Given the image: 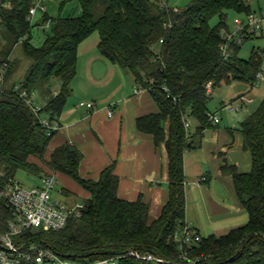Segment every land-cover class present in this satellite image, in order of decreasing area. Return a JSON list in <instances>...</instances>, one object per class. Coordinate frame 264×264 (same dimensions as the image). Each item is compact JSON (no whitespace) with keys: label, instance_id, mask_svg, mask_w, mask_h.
I'll return each instance as SVG.
<instances>
[{"label":"trees","instance_id":"16d2710c","mask_svg":"<svg viewBox=\"0 0 264 264\" xmlns=\"http://www.w3.org/2000/svg\"><path fill=\"white\" fill-rule=\"evenodd\" d=\"M39 1L0 0V29L14 46L21 45L31 61L23 80L13 83L17 61L10 60L9 54L0 60V67L7 64L0 83V250L1 237L13 219L5 193L23 170L37 178L67 176L88 198L81 218L71 219L57 232L26 231L13 238L18 247L36 245L81 262L137 250L158 256L164 264H264V99L235 129L250 154L251 171L242 173L227 164L222 167L232 176L249 223L224 236L201 237L186 222L184 154L199 148L205 131L220 124L210 121L217 113L209 109L212 93L207 92V84L212 83V90L232 82L253 87L259 75H264L263 49L254 48L248 59L240 55L242 45L256 34L244 31L241 42L229 38L234 32L228 25L229 13L245 19L255 12L250 2L192 0L177 9L161 0H64L62 4L78 2L81 15L51 17L46 12L33 25L30 11ZM214 18L219 20L216 26L211 25ZM48 22L52 33L42 46L35 47L33 28ZM94 33L100 36V54L131 74L159 109L136 121L137 130L151 136L157 147L164 146L168 156L169 197L154 220L142 197L133 202L119 197L114 163L98 180H90L80 175L84 155L77 146L65 143L48 153L59 131L49 135L43 121L61 126L60 117L77 77L79 46ZM53 80L58 83L56 92ZM36 96L46 102L39 105ZM184 117L191 119L189 131ZM44 167L50 172L45 173ZM185 229L192 235L188 241ZM124 264L148 263L128 260Z\"/></svg>","mask_w":264,"mask_h":264},{"label":"crops","instance_id":"0c3cea01","mask_svg":"<svg viewBox=\"0 0 264 264\" xmlns=\"http://www.w3.org/2000/svg\"><path fill=\"white\" fill-rule=\"evenodd\" d=\"M74 13L63 18L80 16L79 4ZM259 37H264V28ZM99 43L100 36L94 33L79 46L77 77L72 83V95L76 97L72 102L68 100L60 117V130L51 152L65 143L77 146L84 155L80 175L90 180H98L102 171L114 163L119 197L131 202L142 197L150 205V218L154 220L169 197L168 156L164 146L157 147L151 136L137 130L136 121L159 109L147 91H140L132 75L100 54ZM240 96L245 95L236 99ZM36 98L39 105L46 102V98ZM80 102H93L96 108H80ZM109 108L113 109L112 116ZM219 125L205 131L199 148L184 154L186 222L201 237L224 236L249 223L232 176L222 167L227 164L248 173L251 157L243 148L241 134L235 131L238 124L230 128ZM43 169L50 172L47 167Z\"/></svg>","mask_w":264,"mask_h":264},{"label":"built area","instance_id":"2783aa9c","mask_svg":"<svg viewBox=\"0 0 264 264\" xmlns=\"http://www.w3.org/2000/svg\"><path fill=\"white\" fill-rule=\"evenodd\" d=\"M246 1L251 2L252 0ZM175 11H177V9H175ZM38 12L41 13V16L47 12V8L42 5L41 1L30 11L32 24ZM263 25L264 10L251 13L247 15L245 19L235 18V30L233 34L229 35V38H236L238 42H241L243 39L240 34L244 31L261 35L263 32ZM51 26V22H48L41 28L43 30H48ZM222 50L225 58H227V47L223 46ZM6 68V63L0 67V83L3 82ZM259 78L261 79L262 75H259ZM206 89L209 94L213 92L211 82L207 84ZM16 90H18V87ZM138 91L139 90H136L135 93ZM140 91L146 90L140 88ZM22 96H27L26 92H23ZM238 101L249 103L252 100H248L247 97H242ZM78 107L94 110L96 104L93 102H80ZM225 107L231 112L237 110V108L232 106V103L227 104ZM108 112L109 116L113 115L112 108H109ZM210 121L214 124H219L221 118L216 114L210 116ZM183 123L185 129L189 131L192 126L191 119L184 117ZM43 125L48 129L49 135H51L52 132H58L60 130L58 123H50L48 120H44ZM35 181V184L30 188L24 187L16 181L9 185L6 190L5 196L7 199V206L12 212L13 219L9 223L8 232L1 237L2 249L0 250V264H124L128 260L148 264L165 263V260L152 253H141L137 250H129L100 260L81 262L74 259L63 258L51 250L42 249L36 245H31L27 248L16 246L13 242V238L26 231L57 232L64 229L71 219H78L83 215V210L85 208L83 202L68 203L54 200L53 193L58 185L55 176H43L37 178ZM58 193L61 195V191ZM184 235L187 241L192 236L191 232L187 229H185ZM195 240L199 241L200 238L196 236Z\"/></svg>","mask_w":264,"mask_h":264},{"label":"rangeland","instance_id":"374dc122","mask_svg":"<svg viewBox=\"0 0 264 264\" xmlns=\"http://www.w3.org/2000/svg\"><path fill=\"white\" fill-rule=\"evenodd\" d=\"M64 0H44L42 5L46 6L48 13L51 17L67 16V13L75 14L74 8L78 5V2L73 1L66 4H62ZM192 0H161V3L168 5L171 8L183 9L190 4ZM250 5L253 10H258L262 8L264 10V0H252ZM62 6V7H61ZM73 12V13H72ZM41 13L38 12L34 18V25L40 23ZM242 18L238 16L235 12H230L228 16V25L232 31H234V19ZM218 18H214L211 22L212 26L218 24ZM264 28V25H263ZM51 29H46L45 31L39 26H35L32 31L33 40L32 43L35 47L42 46L47 35L51 34ZM256 35L251 40L245 42L240 51V55L244 59H248L251 55V52L254 48H261L264 50V37H259ZM9 54V58L12 61H17V68L12 77V82H20L23 80L27 69L31 65V61L26 58L23 54L21 45L14 46L13 43L6 36L5 32L0 29V60H4L6 55ZM264 68V62H263ZM130 77L131 74H130ZM79 78V77H78ZM51 85L53 90L58 88V83L52 81ZM245 95L247 99L252 101L246 104H243L241 101H234L239 95ZM76 96L72 95L68 100L72 102ZM36 103V98H33ZM264 99V75L261 79L254 84L252 87L248 83L244 82H232L229 85H223L215 88L213 90V96L209 101V109L213 113H217L220 118H222L221 128H230L231 126H236L242 123L248 116L255 112L261 105ZM232 103V106L237 108L234 112H231L225 106ZM53 142L48 148V153L51 152ZM58 182L57 189L53 193L54 200H60L62 202L72 203L84 202L87 192H84L82 188L71 178L69 177H59L55 175ZM16 181L20 182L24 187L30 188L34 184L35 176L29 175L23 170H19L16 175ZM65 190L64 196L59 195L58 192Z\"/></svg>","mask_w":264,"mask_h":264}]
</instances>
